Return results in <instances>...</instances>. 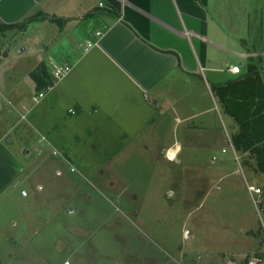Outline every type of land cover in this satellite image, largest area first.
Returning a JSON list of instances; mask_svg holds the SVG:
<instances>
[{
  "label": "rangeland",
  "instance_id": "1",
  "mask_svg": "<svg viewBox=\"0 0 264 264\" xmlns=\"http://www.w3.org/2000/svg\"><path fill=\"white\" fill-rule=\"evenodd\" d=\"M65 48V36L49 22L1 36L0 132L19 120L8 101H26L29 117L38 105L30 72L42 62L66 60L60 54ZM211 104L214 114L205 130L184 125L176 130L166 114L150 123L146 135L122 139L130 143L118 155L107 132L96 130L92 121L80 123L74 134V118L61 116L66 107L42 110L40 117L54 124L64 143L48 146L44 156L31 153L32 162H45L46 170L31 184H19L17 208L29 206L25 211L39 216L43 211V223L37 220L30 244L32 229L24 233V222L10 225L11 235L23 239L11 264H217L224 256L249 264L248 251H259L264 264V214L256 203L261 197L249 189L264 188V175L242 166L230 141L233 120L218 101ZM23 128L31 136L27 141L36 145L23 121L10 133L14 149L26 146L18 137ZM155 130L158 136L152 135ZM175 141L180 151L168 154Z\"/></svg>",
  "mask_w": 264,
  "mask_h": 264
},
{
  "label": "crops",
  "instance_id": "2",
  "mask_svg": "<svg viewBox=\"0 0 264 264\" xmlns=\"http://www.w3.org/2000/svg\"><path fill=\"white\" fill-rule=\"evenodd\" d=\"M37 12L67 21L63 28L58 26L67 47L60 53L66 60L58 64L73 68L29 110L28 118L26 101H8L19 120L0 132V264H11L14 252L22 247L23 239L11 235L10 225L16 228L24 222V233L32 229L30 244L37 236V220L43 223V211L39 216L27 213L29 206L17 208L19 184H31L36 173L46 170L45 162L38 166L32 162L31 153L44 156L48 146L64 143L54 124L40 117L42 110L50 113L62 105L64 119L76 109L78 114L70 116L73 133L79 134L80 123L92 121L96 130L107 132L112 153L118 155L130 143L122 139L146 135L150 123L166 114L172 116L176 130L181 125L190 131L205 130L214 114L211 102L218 101L211 86L238 76L230 72L231 66L239 65L244 74L252 58H261L264 71V0H0L3 23H19ZM45 22L58 25L50 20L36 23ZM90 43L95 45L89 48ZM30 82L36 88L31 77ZM194 120L198 122L194 126L185 125ZM23 121L36 145L27 141L31 136L23 128L18 137L26 146L17 150L10 133ZM155 131L152 135L158 136ZM181 147L175 141L166 151ZM31 196L36 201L37 195ZM11 215L17 223L8 220ZM185 232L190 233L188 228ZM247 255L248 261L262 264L259 251ZM217 264L236 261L224 256Z\"/></svg>",
  "mask_w": 264,
  "mask_h": 264
},
{
  "label": "trees",
  "instance_id": "3",
  "mask_svg": "<svg viewBox=\"0 0 264 264\" xmlns=\"http://www.w3.org/2000/svg\"><path fill=\"white\" fill-rule=\"evenodd\" d=\"M46 20L57 23L60 29L67 22L65 19L37 12L19 23L0 21V38L8 32L25 31L29 25ZM53 64L48 66L42 62L30 73L37 93L52 85L56 86L52 75ZM211 88L223 112L233 120L230 141L240 156L242 166L255 174L264 175V71L261 58L250 59L244 74L231 78L226 83L213 84ZM259 189L262 194L257 207L264 214V188Z\"/></svg>",
  "mask_w": 264,
  "mask_h": 264
},
{
  "label": "built area",
  "instance_id": "4",
  "mask_svg": "<svg viewBox=\"0 0 264 264\" xmlns=\"http://www.w3.org/2000/svg\"><path fill=\"white\" fill-rule=\"evenodd\" d=\"M101 6H103V4H101ZM98 35H101V34H98ZM94 45H95V43H90L89 48L93 47ZM71 70H72V67L69 64H53L52 65V75H53L55 85H57L60 81H62L70 73ZM229 70L231 73L236 74V75H240L242 72V68L239 65L231 66ZM54 87L55 86L52 85V86L47 87L46 89L42 90L38 94L34 95V97H33L34 104H39L42 100H44L45 97L47 96V94L50 91H52L54 89ZM69 113L71 115H76L77 110L72 108L69 110ZM54 154L56 155L57 153H54ZM72 171H74V169H72ZM249 189L254 195H258L259 198L261 197V194H262L261 189H254L251 187H249ZM254 198H255V196H254ZM258 202H259V200L256 201V203H258ZM257 263H258L257 260H252L249 262V264H257Z\"/></svg>",
  "mask_w": 264,
  "mask_h": 264
},
{
  "label": "water",
  "instance_id": "5",
  "mask_svg": "<svg viewBox=\"0 0 264 264\" xmlns=\"http://www.w3.org/2000/svg\"><path fill=\"white\" fill-rule=\"evenodd\" d=\"M172 153H174V151H173ZM172 153H171V154H172Z\"/></svg>",
  "mask_w": 264,
  "mask_h": 264
}]
</instances>
